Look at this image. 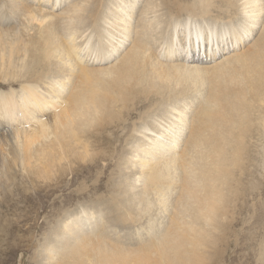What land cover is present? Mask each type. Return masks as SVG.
<instances>
[{"label":"bare ground","instance_id":"obj_1","mask_svg":"<svg viewBox=\"0 0 264 264\" xmlns=\"http://www.w3.org/2000/svg\"><path fill=\"white\" fill-rule=\"evenodd\" d=\"M50 1L0 0V62L43 33L0 90V143L62 194L36 264H223L254 238L264 264V0H145L133 26L137 0H69L61 26ZM200 42L227 50L189 62Z\"/></svg>","mask_w":264,"mask_h":264},{"label":"rangeland","instance_id":"obj_2","mask_svg":"<svg viewBox=\"0 0 264 264\" xmlns=\"http://www.w3.org/2000/svg\"><path fill=\"white\" fill-rule=\"evenodd\" d=\"M22 1L25 2V0ZM59 1H60V6L57 8V10H55L56 11L55 13L58 14L57 23L59 26H61V21L65 17L66 15L65 13L69 9L72 2H69V0H67V2L65 3L63 2V0H56L55 3V0H51L50 3H55L57 5ZM144 1L145 0L136 1L137 5L135 10V16H133L134 22H131L132 26L135 24L137 20L136 14L140 12ZM184 1L192 2V0H184ZM104 2H110V0H104ZM159 12L160 13L165 12V10L162 9V11ZM17 23H21V22L18 21L16 23H13L12 25H15ZM37 27L38 26L36 24V21H31L30 23L26 22L20 26V28L23 31V35L20 36L22 42H20L17 45L16 49H14L10 61L5 62L4 60H2L0 62L1 71L18 70V72L9 73V74L0 72L1 91H9L11 87L18 88L20 83L23 84L22 87L27 86L26 83L27 79L25 77H21V74L25 70V68L29 65V61L32 59V56L29 52H25L23 50V46H26V48L31 47V45L27 43L28 40L37 41L39 37L43 35L42 30L36 31ZM260 29L261 27L259 28L257 27L256 29L257 31L255 32V34H253L252 36L253 38L250 39V41L248 40L247 42L248 44L254 40V38L258 35V31H260ZM120 41L123 40L120 39ZM126 43L127 42L125 41L124 43L120 44L121 47L117 52H120L121 49H123V51L119 54H116L117 56L119 55L120 57V55L125 50H127L128 45ZM243 43H241L242 46ZM125 45L127 46L124 47ZM33 47L37 48L38 44L37 43L33 44ZM226 47L227 45L223 44L219 48H216L215 49L216 54L214 58L209 59L212 56L207 54L208 48L206 49L204 48L203 50L202 42H200L198 45L197 44L194 45L192 49L189 48L188 57L190 58L192 56L191 58L193 59L191 60L190 58L189 62H195V63L199 62L198 64L200 65H210L214 61H216L221 55L225 54V50H227ZM180 52H181L180 57H184L185 51L183 50ZM80 56L82 57V54H80ZM200 58H203V61H198V59ZM104 64H108V63L107 62L102 63V65ZM37 71L38 70L36 69L32 72L33 79L37 78ZM4 78H7L9 80H6ZM41 78L42 76H39V81ZM2 95L8 96V94L5 93ZM0 97H1L0 98L1 101H4V99H6L1 95ZM149 101L150 100L139 101L137 105L138 116L140 115V111L144 110V106L146 104L147 106L149 105L148 103ZM153 109L154 106L151 107L150 111H146V114L149 115ZM146 114H141L140 117H144V115ZM181 147L182 146H180V149ZM5 148L6 146L0 143V264H36L35 260H39L38 257H36L37 256V253L35 251L36 245L38 244V242L42 241V238L44 237V233L47 231V229L50 226L54 225L53 219L55 215L53 214V210L54 207L58 206V201L55 202V204L52 207V200L54 196L56 197L59 196V198L62 199L61 197L62 194L60 190H55L53 195L44 197L43 196L44 192L49 188L42 185V187L39 189L38 187L41 186V181H37L36 179L34 181V184H30V182L27 183L28 176L26 175V168H28L29 165L26 162H21V163L19 162L18 159L19 154L14 146L9 147L8 149ZM72 187L73 185L70 188ZM66 192H68V190H64V193ZM76 201L77 200H74L72 202V205ZM43 205L45 206L44 208ZM66 207H70V205H66ZM56 217H60V216H56ZM254 239H255L254 242L256 243L253 242L248 245H244L243 242H239L240 243V244L238 243L239 247L238 245L237 246L230 245L229 246L230 248L229 247L227 248L223 256L222 263L223 264H233V263L255 264L258 242L256 238ZM117 263L120 262L117 261Z\"/></svg>","mask_w":264,"mask_h":264}]
</instances>
